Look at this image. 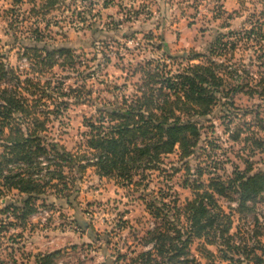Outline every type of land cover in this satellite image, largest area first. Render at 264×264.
I'll list each match as a JSON object with an SVG mask.
<instances>
[{"label": "rangeland", "instance_id": "374dc122", "mask_svg": "<svg viewBox=\"0 0 264 264\" xmlns=\"http://www.w3.org/2000/svg\"><path fill=\"white\" fill-rule=\"evenodd\" d=\"M11 7L7 0H0V54L20 78H35L47 95L54 97L43 98L48 107L41 110L59 112L50 115L45 141L59 143L74 155L94 159L95 153L87 144L89 124L99 125L104 118L100 110L121 107L123 98L135 95L136 84L142 81L141 67L151 64L149 68L154 69V63H159L176 75L188 63L182 59L172 62L169 55L199 53L205 57L194 64L214 61L223 65L219 74L225 85L217 94L213 113L195 119L202 133L196 155L188 160H182L178 153L164 156L161 170L150 172L143 187L123 188L114 180L97 176L94 167L82 175L78 166L66 165L67 181L77 178L70 185L72 195L58 199L57 191L49 188L48 195L37 203L39 213L32 216L25 231L16 227L12 211L0 213V264H41L52 254L57 256L51 264H143L141 256L152 248L145 244L149 232L163 228L166 221L156 219L146 202L156 200L162 206L160 202L170 205L177 199L178 206L184 208L194 198L196 182L229 181L249 165L253 174L264 172V147L256 144L264 143L260 125L264 39L260 45L245 40L234 51L218 50L221 36L236 31L246 37L256 22L264 23V0H66L48 17H36L30 4L19 7L14 16L7 15ZM36 31L39 35L43 32L42 42L35 41ZM26 47L67 48L75 59L65 64L59 58L62 67L48 64L33 69L32 61L23 58ZM238 86L241 90L235 94ZM41 96L39 93L34 99ZM41 161L45 168L48 161ZM40 174L36 178L46 176V170ZM0 191V211L23 198L16 190L1 187ZM162 196L165 200L159 201ZM230 196L232 200H218L233 219L231 234L236 248L225 261V254L207 246L216 255L209 258L201 250L205 242L195 239L189 252L200 264H256L248 260L253 248L264 260L260 248L264 249V196L248 204L253 208L250 213L240 212L238 196ZM170 234L175 233L171 230ZM169 263L162 259V264Z\"/></svg>", "mask_w": 264, "mask_h": 264}, {"label": "trees", "instance_id": "16d2710c", "mask_svg": "<svg viewBox=\"0 0 264 264\" xmlns=\"http://www.w3.org/2000/svg\"><path fill=\"white\" fill-rule=\"evenodd\" d=\"M7 1L12 6L7 15L14 16L19 7L30 4L36 17H48L59 11L66 0ZM261 16L262 20L264 12ZM38 32H35V41L42 42L43 32L40 35ZM224 38L231 42L224 43ZM261 39H264V23L258 21L246 32V37L236 31L221 36L218 50L231 48L234 51L237 44L245 40L260 45ZM24 51V61H32L33 69L48 64L51 67H62L64 64L59 62V58H63L65 64L68 60L73 63L75 59L73 51L67 48L50 51L46 48L26 47ZM168 57L172 62L182 59L188 65L176 75L171 70L168 72L166 65L163 67L159 63H154L157 66L154 69L149 68L151 64L141 67L142 81L136 84L135 95L123 98L121 107H105L100 110L104 118L99 125L89 124L91 132L87 135V144L95 153L94 159L90 160L86 154L74 155L59 143L45 141L44 135L49 131L48 125L51 122L50 115H59V112L41 110L42 107H48L43 98L54 100V97L47 95L42 83L35 81V78H20L0 54V188L16 190L23 197L17 204L0 213L12 211L18 223L15 226L25 231L32 216L39 213L37 203L48 195L49 188L57 191L58 199L72 195L70 185L75 184L77 178L73 177L70 180L72 183L67 181L70 178L64 172L66 165L69 168L78 166L82 175L89 167H94L100 178L114 180L118 186L132 189L143 187L150 172L161 170L164 156L178 153L182 160L194 157L202 137L200 124L195 119L207 118L213 113L218 103L217 94L225 85V80L219 74L223 65L214 61L194 64L205 57L199 53L186 57ZM240 90L238 86L233 92L237 94ZM39 93L42 94L41 98L34 99ZM262 115L260 125L264 132V107ZM256 144L260 149L264 147L262 142ZM42 159L48 161L45 168ZM44 170L50 178H36ZM253 173V167L249 165L245 172H239L235 179L229 181L218 178L211 180L209 185L196 182L193 187L194 198L187 201L184 208L178 206L177 199L170 205L160 202L162 206L156 200L146 202L147 209L156 219L163 218L166 221L163 228L149 232L145 244L152 245V248L141 256L145 260L143 264H162V259H168L169 264H200L189 252L195 239L205 242L201 250L209 258L216 257L208 250L207 246H212L217 248L218 254H225L223 259L227 261L235 241V236L231 234L233 219L224 211L218 199L222 197L232 200L230 194H235L239 198L240 212H252L253 208L248 204L257 203L264 196V172ZM138 177L140 180H137ZM55 180H58V184H53ZM148 186L146 184L144 189L147 190ZM165 198L162 196L159 201ZM66 202L71 206L69 201ZM171 212L175 222L171 221ZM171 230L174 236L170 234ZM260 248L264 253V249ZM256 250H251L247 255L248 260L264 264L263 258L255 254ZM251 255L253 258H250ZM56 256L52 254L44 257L41 264H51Z\"/></svg>", "mask_w": 264, "mask_h": 264}]
</instances>
